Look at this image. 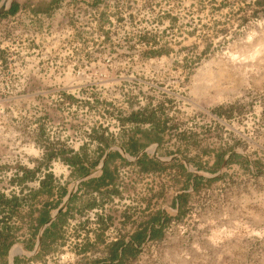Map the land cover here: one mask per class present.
Segmentation results:
<instances>
[{
	"label": "rangeland",
	"instance_id": "374dc122",
	"mask_svg": "<svg viewBox=\"0 0 264 264\" xmlns=\"http://www.w3.org/2000/svg\"><path fill=\"white\" fill-rule=\"evenodd\" d=\"M245 5V0H100L89 6L88 19L79 20L85 5L65 10L69 26L89 28L75 31L64 20L56 32L0 20L4 200H26L37 174L62 170L53 158L92 144L96 133L115 137L124 130L121 118L147 107L162 111L169 124L163 149L165 156L176 154L171 162L180 165L192 155L183 138L192 134L202 148L217 151L215 162L206 165L209 177L197 193L185 196L182 216L167 205L170 221L160 239L129 248L121 258L79 256L86 236L100 228L74 219L63 232V249L26 264H264V10ZM161 48L166 51L152 53ZM148 154L155 155L152 147ZM24 170H35V177L21 184ZM137 178L124 187L141 195L101 216L118 223L126 215L144 218L165 209L181 188L176 174L169 177L167 182L175 180L162 183L164 200L148 211L140 202L150 189L134 187ZM1 213L15 220L8 209ZM112 227L108 242L117 237L118 227Z\"/></svg>",
	"mask_w": 264,
	"mask_h": 264
},
{
	"label": "crops",
	"instance_id": "0c3cea01",
	"mask_svg": "<svg viewBox=\"0 0 264 264\" xmlns=\"http://www.w3.org/2000/svg\"><path fill=\"white\" fill-rule=\"evenodd\" d=\"M98 1L100 0H0V20H8L15 26L24 24L37 31L46 26L56 32L63 26V20L68 29L69 14L65 10L85 5L79 20L82 17L88 19L92 14L89 6H95ZM245 2V8L249 11L264 10V0ZM69 27L71 31H75L74 27L89 29L88 26ZM164 51L166 50L161 48L152 53ZM2 61L5 62V59ZM161 113L162 111H154L149 107L144 111L129 113L121 118L124 130L115 137L96 133L92 137V144H87L89 148L82 146L53 158V161L61 163L62 170L56 173L49 168L44 169L40 175L37 174V185L25 191L27 194L23 197L26 200L12 196L11 199L14 198L15 202L5 206L0 204V213L8 209L10 217L15 214L12 222L7 217L0 216L4 221L0 222V233L5 235V238L0 237V258L7 256V264H26L40 257L46 258L48 254L64 248L63 232L74 219L82 226L96 224L100 228L95 230L98 232L96 234L93 228L89 231L95 237L90 236L88 239L86 236L84 246L77 251L79 256L102 253L104 256L121 258L129 248L139 247L145 241L160 239L170 221L167 205L182 216L185 196L198 192L201 182L209 177L206 165L214 163L217 158L216 150L202 148L199 136L192 134L183 137L189 144L192 155L181 160L180 165L171 162L176 154L165 156L163 146L168 139L169 124L160 116ZM150 147L154 149L153 156L148 154ZM133 170L137 173L132 176ZM34 171L24 170L19 182L26 184L34 180ZM175 174L181 188L174 192V196L171 195L169 202L166 200L165 209L162 207L161 210L138 219L126 215L119 223L110 216H101L102 210L110 213L117 208H126L133 203L135 195H141L139 190L135 192L130 187H124L125 182L128 183V179L135 176L138 177L136 182H131L134 187L138 186L140 189L148 186L150 189L149 197L144 196L143 203L140 202L149 211L155 201L164 200L162 183L167 182L169 177H175ZM174 180L172 178L167 183L173 185ZM158 184L161 188L159 191ZM92 212L97 213L96 217L79 216ZM112 225L118 227V231L115 229L117 237L113 242H108L105 236L113 230ZM4 244L7 245L5 251Z\"/></svg>",
	"mask_w": 264,
	"mask_h": 264
},
{
	"label": "trees",
	"instance_id": "16d2710c",
	"mask_svg": "<svg viewBox=\"0 0 264 264\" xmlns=\"http://www.w3.org/2000/svg\"><path fill=\"white\" fill-rule=\"evenodd\" d=\"M157 53H158V52H157ZM13 201H14V198H13V199H10V200H7V199L4 200L2 197H0V204H1V205H4V206L10 204V203L13 202ZM14 202H15V201H14ZM0 222H1V223H4V221H2L1 219H0ZM3 236H4V237H3ZM0 237L5 238V235H3V234L0 233ZM5 246H6V248H7V245L4 244V247H3L4 250H3V251H5Z\"/></svg>",
	"mask_w": 264,
	"mask_h": 264
}]
</instances>
